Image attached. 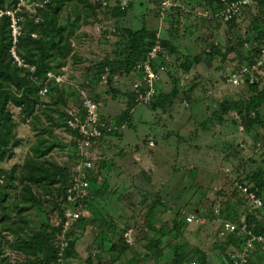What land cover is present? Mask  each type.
<instances>
[{"label":"rangeland","instance_id":"obj_1","mask_svg":"<svg viewBox=\"0 0 264 264\" xmlns=\"http://www.w3.org/2000/svg\"><path fill=\"white\" fill-rule=\"evenodd\" d=\"M107 1L109 6L102 3L101 10L110 15L111 11L107 10L111 6L114 8L119 0ZM193 1L172 0V7L158 15L150 8L156 0H123L128 14L125 21L119 22L110 16H107L109 19H96L87 14L75 24V27L79 25L80 38L72 44L78 59L66 60L68 63L56 75L65 88L66 105L60 112L81 103L83 93L93 98L98 95L97 100L102 102L101 115L109 114L111 117H107L116 129L103 143L108 145L106 153L101 152L97 155L100 159L94 161L96 181L92 186L100 191L98 196L87 198L85 205L82 204L84 199L79 200L82 205L78 209L70 204L63 206L66 215L63 233L57 235L55 243L60 246L63 239H76L71 255L64 258L66 264H173V258L179 254H182L179 258L182 264H197L202 254L206 256V264H227V256L236 247L227 242L231 231L226 222L237 225V220L244 218L250 209L264 211V207L255 209L244 194L249 184L247 178L264 166V127L248 122L252 128L247 129V124L235 111L229 112L224 124L213 116L223 100L248 103L253 92L246 84L247 74L251 81L257 73L259 89L264 87L263 66L243 71L249 62L246 58L254 63L263 57L264 44L259 45L258 51L252 42H245L244 48L238 44L242 38H253L264 31V15H260L253 4L244 8L235 21L227 22L219 11L212 13L202 7L199 0ZM84 7L79 0H68L61 19L67 15L71 18L74 9ZM144 18L149 27L157 30L162 27L161 40L173 36V43L177 45L175 53L161 57L167 68L160 73L163 83L159 82V91L170 92L174 78L180 79L181 87L194 85L191 93L181 92L166 111L154 110L151 104H138L131 123H123L122 128L126 95L113 97L107 92V75L102 76L98 84L88 85L86 74L90 66L113 56L119 26L137 29L143 25ZM233 45V51L227 50ZM196 56L200 61H196ZM181 57L196 61L187 73L179 65ZM134 80L132 75L125 76L122 90H131ZM43 87L41 100L50 103L53 86L48 84L45 93ZM11 111L20 124L18 134L22 144L15 149L12 159L0 166L7 172L15 165L19 167L17 180L11 187L6 188L9 184L6 176L0 177V190H7V210L15 220L18 218L16 204L31 205L23 203L27 193L25 183L19 179L20 169L31 154L30 146L44 137L60 144L44 159L62 165L73 163L75 159L70 156L72 149L62 147L72 138L68 130L54 126L52 134L47 132L41 136L31 118L26 122L21 120L19 107L12 105ZM257 111L258 118L264 120V105ZM248 112L256 116L254 109ZM54 118L61 120L59 112H54ZM44 124L49 125L46 120ZM155 140L159 141L157 145ZM111 153L114 160L103 159L112 156ZM31 186L40 202L23 212L25 223L11 226L18 230V235L5 230L0 222V264L6 260L13 264H29L26 257L33 259L34 256L19 253L11 244H15L18 237L27 239L39 232L45 223L54 225L59 220L57 204L60 199H56L59 185ZM68 200L76 202V199ZM221 204L231 208L229 218L221 213L213 215V206ZM188 215L194 216L192 222L187 220ZM21 227L24 231H20ZM128 229H132L133 243L124 240ZM257 247L249 264H264V255H261L264 247Z\"/></svg>","mask_w":264,"mask_h":264},{"label":"trees","instance_id":"obj_2","mask_svg":"<svg viewBox=\"0 0 264 264\" xmlns=\"http://www.w3.org/2000/svg\"><path fill=\"white\" fill-rule=\"evenodd\" d=\"M156 1L157 3L153 4L154 7L151 9H155L158 15H161L162 0ZM199 1L202 7L211 10L212 13H217L235 0ZM67 2L68 0H0V11L5 12L7 10L13 12V16L7 13L0 14V164L7 159H12L16 154L15 149L22 144V138L18 134L20 124L13 116L11 111L12 105L21 109L22 112H20V115L23 122H26L31 118L34 128L41 133V136L47 134V132L52 134L54 126L64 127L70 132V136L72 135L73 138L79 136L78 129H73L67 124V119L69 117L67 111L60 112L63 105H66V99L64 98L65 88L61 86L62 83L60 84V81L56 80V75L59 74L58 70L66 64V60L69 58L72 60L74 59L73 61L78 59L77 51L72 42H74L75 39L78 40L80 38L77 34L79 25L75 27V24H77L79 19L83 16L81 10L84 9L86 12L93 11L96 13L97 11H103L104 9L101 10L103 1L79 0V2L85 7L76 10L74 9V15L71 18L67 15L65 19H61V13L64 11V6ZM253 4L256 5L258 13L264 15V0H258L250 5ZM106 5L109 6V3ZM124 5L123 1H118L117 5L114 6V8H111V6L107 12L111 11L110 14L116 18L115 20L121 22L127 14L125 13L126 8ZM129 5H132V3L130 2ZM13 17H15L21 27V33L17 36L16 41H14L11 27ZM106 18L108 17L106 16ZM235 20L236 17L227 22H233ZM116 33L118 39L115 41L113 56L106 57L88 68L86 84H98L101 77L107 75V92L113 97L122 94L126 95L127 108L124 111V122L122 121L120 123L121 126H123V123L127 121L129 124L131 123L133 110L139 104L136 101V93L133 90H122L124 87L121 85H124L125 76L127 77L134 73L136 64L146 56L147 52L158 39L162 46L168 50L169 54L175 53L177 47L174 45L175 43H173L172 37L161 40V38L157 36L158 30L149 27L145 22V18L144 23L140 28L134 29L132 27L119 26L116 29ZM245 42H252L254 45L256 44L257 46L254 48L255 51H258L257 49L259 45L264 44V31L258 33L253 38H242L238 44L241 48H244L246 44ZM12 48H14L15 52L18 53L27 66L18 65L15 61ZM234 49L235 45L229 47L227 50L233 51ZM161 57L162 55H160L159 62L163 64V59H161ZM246 60H249L248 64H252L251 62H253L251 58H246ZM178 61L180 67H182L187 73L191 70L192 63L200 61V58L196 56V61L191 62L189 59L181 57L178 58ZM166 64L168 63L166 62ZM262 66L264 67V63ZM49 73H51L52 76H50ZM257 75L258 74L256 73L252 81H250L251 78L249 74L246 75V84L251 92H253V96L249 99L246 105L245 100L239 101L233 99L223 100L218 105L217 112H214L213 116H216L220 124L225 123V119H227L229 112L235 111L240 116L241 120H243L244 124H247V129H251L252 126L250 124L254 125L255 123H259L264 127V120L257 116L258 108L264 105V87L259 89ZM46 84H51L53 86V90L50 91L52 97L50 103L41 100L40 90ZM193 85L194 84H189L185 87H181L180 79L174 78V86L172 90L170 92L158 91L151 103V107L154 110L160 108L166 111L172 104H174L175 99L181 94V92H184L185 94L191 93ZM97 97L94 98L97 99ZM81 104L82 99L81 103L76 105L79 106ZM248 109H254V111H256V116H251ZM54 112H59L61 120H59V118H54ZM105 118L108 117L106 116ZM44 120H46L49 125L44 124ZM114 131L112 130L110 134L113 135ZM106 134H108V132L104 131L103 137H105ZM103 137L99 140L103 139ZM97 142L95 140L92 141V145L95 146ZM57 145L60 144L53 141L49 142L48 139L42 137L30 146L31 154L26 158V162L20 169L19 179L22 183H25L24 190L27 193V196H23V203L24 205L28 203L31 205L20 206L16 204L15 207L17 208L18 218H15V220L10 216V213L7 210L8 206L6 203L8 192L7 190H0V213H2L0 222L5 225V230H12V233L18 235V230L11 228V226L18 222L25 223L26 218L23 216V212L29 209V207H36L40 202V199L36 197L31 185L40 183L59 185L56 187L58 192L56 199H60V202H58L59 204H57L59 210V220L57 223L54 225L45 223L41 226L39 232L34 233L27 239L18 237L16 238V243L11 244L19 253L22 252L27 256H34L33 259L26 257L29 264H59L58 251L60 246L56 245L55 239L58 234L63 233L64 227L62 225L66 216L65 208L63 206L65 204H70L75 209H78L80 205H85L87 203V198L92 196V191L94 190L92 184L96 179L93 177L94 172L92 170L89 175L90 187L88 195L84 198L85 201L81 204V201L78 199L76 202L68 200V189L71 184V179L76 173V166L80 158H82V155L80 153L79 144L75 139L71 138L69 143L65 145L63 144L62 147L67 146V148L69 147L72 149V151H69L71 154L70 156L75 159L73 163L62 165L44 159V157ZM100 162H103V159ZM18 167V165H15L9 172H7L0 166V177L6 176L10 184L6 185V188L11 187V184L17 180L16 170ZM91 177H93L92 180ZM247 179L249 182L247 185L249 189L248 192L244 194L253 202L255 209L263 208L264 205L261 208L256 206L255 202L250 198L249 192H255L264 202V166L256 169L253 175L251 177L249 176ZM96 191L98 195L100 191L97 189ZM93 194L96 195V193ZM216 209H219L218 213L216 212ZM230 209H228V205L224 206L221 204L218 207L214 205L213 215H215V213H221L229 218ZM177 214L180 216V213ZM236 217L238 218L237 213ZM175 219H177V216ZM243 219L246 221L248 228L252 230L253 234L258 235L263 233V210L258 211L250 209L244 218L237 220V224L240 225ZM22 229L24 228L21 227L20 231H24ZM228 237L229 239L227 242L229 244H233L236 248L242 247L243 234L232 232ZM6 241L10 242L8 240ZM67 241L68 245L64 251V258L71 255L76 239L69 240L67 238ZM257 249H259V247H257ZM202 253L203 252H201V254ZM261 255H264V253ZM181 256L182 254H179L173 258V264H182V261L179 260ZM206 261L205 254H202L198 257L197 264H206ZM4 264L13 263L9 261L7 262L6 260Z\"/></svg>","mask_w":264,"mask_h":264},{"label":"built area","instance_id":"obj_3","mask_svg":"<svg viewBox=\"0 0 264 264\" xmlns=\"http://www.w3.org/2000/svg\"><path fill=\"white\" fill-rule=\"evenodd\" d=\"M103 4L108 3L107 0H102ZM258 0H235L229 3L226 7L219 11L224 21H230L234 17L238 16L244 8L249 6L251 3ZM172 0H162L161 9L165 10L171 7ZM170 5V6H169ZM7 13L13 16L12 11H0V14ZM12 34L14 41L17 40V36L21 33V27L18 21L13 17L11 23ZM15 61L18 65L27 66L23 62V59L15 52L12 48ZM166 49L160 44L159 39L154 43L152 48L147 52L146 56L140 60L136 66L132 76L135 80L132 83V88L136 93V101L139 104H151L159 91V82L162 80L160 73L166 70L167 65L160 63V55H167ZM264 63V51L263 57L252 64H248L243 68V71L255 70L261 67ZM52 76L51 73H49ZM106 75H103L105 78ZM57 81L61 80L56 77ZM252 81V80H251ZM47 84L43 87L42 91L47 92ZM82 104L79 106L71 107L67 110L69 115L67 124L73 129H78L79 136L73 138L77 141L80 148L82 158H80L77 166L76 173L72 176L71 184L68 189L69 199H84L88 195L90 187L89 175L94 169V161L100 159L94 151L92 141H98L104 136V131H112L116 129L110 118H105L101 115L102 102L97 100L85 93L82 95ZM153 143V142H151ZM246 192L248 188L245 187ZM250 198L255 202L256 206L263 207V201L256 195L255 192H249ZM219 212V209H216ZM187 220L192 222L194 220L193 215H188ZM226 227L232 232L238 231V234H243V242L241 248H236L230 253L227 258V264H247L250 261V257L257 245L264 247V231L258 235L253 234L252 230L248 228L246 221L243 219L239 224H233L232 222H226ZM65 238V237H64ZM125 239L128 243H133L132 229H128L125 232ZM68 245V241H62L60 249L58 251L59 264H66L64 259V251Z\"/></svg>","mask_w":264,"mask_h":264},{"label":"crops","instance_id":"obj_4","mask_svg":"<svg viewBox=\"0 0 264 264\" xmlns=\"http://www.w3.org/2000/svg\"><path fill=\"white\" fill-rule=\"evenodd\" d=\"M121 1H123V0H119V2H121ZM192 1H193V0H192ZM192 1L188 0V2H192ZM193 2H194V1H193ZM176 5H178V4H176ZM153 7H154V5H152L150 8H153ZM81 11H82V15H83V16L89 14V15H92V16L96 17V19H109V18H106V16L113 17L112 14L108 15V14L103 13V11H97L96 13H94L93 11H88V12H86L84 9H82ZM127 16H128V14H126L125 18H123V21H125V20L127 19ZM94 17H93V18H94ZM114 19H116V18H114ZM162 32H163V29H162V27L160 26L159 29H158V34H157V36L161 38V33H162ZM171 37H173V36H169V38H171ZM74 41H75V40H74ZM175 45H176V44H175ZM176 47H177V45H176ZM160 83L162 84L163 82L161 81ZM107 116H110V115L107 114ZM110 117H111V116H110ZM123 127H124V125L122 126V128H123ZM110 136H112V135H110V134H106V136L103 137V139H101V140H99V141L97 142V144L94 146V151H95V153H97V154H99V155H100L101 152L106 153L105 150L107 149L108 145H103V143H104V142L107 140V138H109ZM155 143H156V145H157V144L159 143V141L155 140ZM123 145H124V144H123ZM120 151H121V148L119 149L118 153H120ZM111 154H112V153H111ZM114 157H115V156L112 154V156H104L103 159H107V160L112 159V160H114ZM100 172H101V170L98 171L99 174H100ZM92 188L94 189V190L92 191V197H94V196H98V195H97V191L95 190L96 188H94V187H92ZM93 193H96V195H94ZM135 197H136L137 200L140 198V196H139L138 193L135 195ZM127 198L129 199L128 196H127ZM129 200H130V199H129ZM128 204H129V203H128Z\"/></svg>","mask_w":264,"mask_h":264},{"label":"water","instance_id":"obj_5","mask_svg":"<svg viewBox=\"0 0 264 264\" xmlns=\"http://www.w3.org/2000/svg\"><path fill=\"white\" fill-rule=\"evenodd\" d=\"M221 193V191H217V194H220Z\"/></svg>","mask_w":264,"mask_h":264}]
</instances>
